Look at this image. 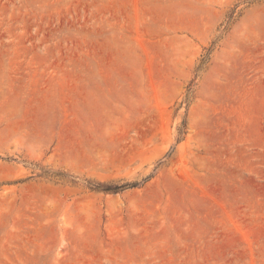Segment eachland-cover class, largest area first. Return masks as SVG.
<instances>
[{
  "label": "rangeland",
  "instance_id": "374dc122",
  "mask_svg": "<svg viewBox=\"0 0 264 264\" xmlns=\"http://www.w3.org/2000/svg\"><path fill=\"white\" fill-rule=\"evenodd\" d=\"M0 264H264V0H0Z\"/></svg>",
  "mask_w": 264,
  "mask_h": 264
}]
</instances>
